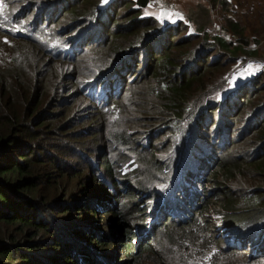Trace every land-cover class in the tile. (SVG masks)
<instances>
[{
  "label": "rangeland",
  "instance_id": "obj_1",
  "mask_svg": "<svg viewBox=\"0 0 264 264\" xmlns=\"http://www.w3.org/2000/svg\"><path fill=\"white\" fill-rule=\"evenodd\" d=\"M24 1L0 0V24L8 26L3 21L8 16L14 15ZM111 1L113 0H101L100 4L106 6ZM132 1L133 7L140 9L144 16H154L156 20L162 21L165 25L177 23L178 20H181L178 26L179 31H181L180 29H186L187 35L190 33H206L212 39L213 36L222 35L234 40L235 44L238 45V37L241 38V32H244L248 43L245 44L244 49H240L234 62L231 63L228 60L229 58L224 57L228 69L224 71L222 68L220 72L221 80L215 86L212 82L211 90L208 91L207 95L193 93L192 97L198 95L196 101L204 100L199 107L195 108L196 101L192 102L190 98L184 105L186 107V110H184L185 115L179 119H174L169 117L167 110L160 108L158 102L162 100H156L155 102L149 100L144 104L136 101L134 110H132L133 102L131 104L126 102L128 95L135 94L138 89L137 95L142 97L153 98V96H156L154 90L160 85L157 70L160 66L162 53L164 54V46L168 44L164 40L153 43L154 49L161 50L152 56L155 66H150L145 73H139L143 62L137 60L134 63L136 71L129 76L134 81L129 82L121 95L114 98L108 107L104 109L86 96L81 86L84 78L91 74V72H88L90 68L97 62H102L101 53L97 56L90 53L95 48L94 45H90L92 51L88 50V56H86L84 64L80 66L78 74L66 77V73H64L61 76H56L54 72H61L63 68L65 69L66 62L65 64H61V61L56 62L54 65L48 64V61L43 64L35 62L34 53L40 50L45 51V46L40 42L33 41L36 43L33 44L28 39L22 40L23 38L0 26V72L5 73L8 70L15 69L11 64L15 57L20 60L19 62H24L20 51L24 50L26 45H30L29 48L32 49V53L26 56L25 68L31 75L32 80H37L41 97L39 106L45 105L53 98H67L64 103L56 108V111H62L61 113H64V116L55 119L56 123L65 124V130L61 132L58 140L51 139V143L56 148L51 147L50 159L52 163L57 162L56 170L51 177V181L40 186L50 187V182H52L56 183L58 188L61 189L60 185H67L70 182L67 191L62 188L63 192L66 193L65 197L60 200L62 208H60L61 210L55 208V203L59 201L57 197L48 199L42 207L40 206V210L36 212V215L37 218H44L49 222V224H45V226L49 225V229L45 230L44 228L43 231L36 234L34 232L36 228H30L24 234L23 230H17V226L12 225L10 233L13 235L20 233L19 241L23 243L29 244L30 241H37L36 248L32 249L31 252L34 259L29 264H54L51 257L56 253L54 246L57 244L62 245L57 252L62 254L70 252L78 257L81 255L86 258L83 249H88L86 251L91 252L88 257L91 261L96 259L101 249H106V252L111 254L110 258L112 260L110 263L107 261L103 264H189L193 263L194 258H201L204 264H212L214 258H218L223 252L229 250L241 254L233 256L238 263L264 264V255H258L262 258L250 257L253 255L248 245L233 241L235 247H228V241L225 238L222 240L215 236V232L221 235L225 232L222 229L223 225L220 224L225 218L229 220L227 215L229 212L224 209L217 195L221 187L230 188L232 194L240 201L238 206L244 205L241 200L242 185L236 183V181L241 182V179L233 178L232 180L230 176L220 174L218 170L216 176H211L212 171L216 169L223 156L218 162L212 163L205 170L201 180L206 183V188L203 194H199L198 200L191 208L187 206L189 201L188 192L185 196L181 193L178 197L174 193L177 187L182 188L181 184L186 180L185 176L180 177L179 184L175 189L173 187L165 189L164 180L159 182L158 178L166 174L167 171L160 170L158 178L149 176L144 162V160L150 162L157 156L160 163L158 165L153 164L154 168L162 167L166 163L173 164L177 160L179 151L184 146H188L187 158L182 160L181 170L184 171L187 163H189L190 168L197 166L199 164L197 158H203L209 151L202 142L199 143L198 140L189 141L193 120H195L193 113L202 112V119H204L205 124L209 120L208 114H215L217 117L220 113L219 108H215L216 103L209 108L207 107L208 110H206V107L201 108L209 104L211 97L226 91L229 85L231 88H241L246 80L255 77L257 83L254 85L245 84L253 90L245 92V89H242L239 95L235 96V99L237 98L236 103L230 102V114L227 117V123L237 122L240 118L244 122L242 126L246 122H252L247 132H244L240 138L234 139L235 143L229 148L228 152L238 151L242 156L254 148L256 138L253 141L252 137L264 127V111L259 113V119L257 117L254 120L248 119L259 108L260 103L258 102L264 99V0H226V4L221 0L214 6L209 0H148V5L145 7H141L137 0ZM36 10L37 8H34V11L28 13L25 18L28 22L31 23ZM71 10L69 6L65 15L69 16ZM116 10L122 12L118 15V22H116L119 26L130 30L139 27L130 18L126 6L116 7ZM229 19L238 23L239 27H232ZM52 26L60 28L61 23L57 21ZM114 28H116V25H112L108 39L99 45L100 51L113 44L115 38ZM93 34L98 36L99 33L93 32ZM178 36H175L174 39ZM179 40H181V37L177 42ZM170 41L172 40L170 39ZM209 59L210 62L204 60L201 64L192 63L189 71L198 72L205 69L211 64L212 58ZM185 62L183 61V64ZM219 62L221 61L219 60ZM182 67H176L173 70H181ZM209 70L213 71L212 68ZM186 73L187 75L182 77L184 80L191 75L188 72ZM19 84H22V86L27 85L22 80ZM57 85L60 87L56 88ZM43 89L49 90V94H43ZM120 101L123 102L118 105ZM149 102H152V107L148 104ZM29 104L31 106L35 105L33 97H30ZM252 124H254L253 127ZM189 125L192 126L188 127ZM215 125L216 123L212 124L209 121L208 126L205 125L204 127V131L210 135V140L213 138L211 134ZM116 126H119L120 130L127 128L129 133L131 141L127 146L122 145V148L126 146L124 150H121L117 144L114 145V141L110 137L111 131ZM236 133L234 132V135ZM256 136L259 138L260 134H256ZM215 140L218 142L217 138ZM148 141L150 143H147ZM193 143L202 144L199 146L201 151H197ZM66 145L77 148V153L82 154L83 157L77 158L70 155L69 151L60 150ZM254 151L255 149L252 150V152ZM108 153H114L113 155L116 158L125 159L124 165L121 167L122 170L118 171L115 182L105 172L101 173L99 170V168L104 169L102 160ZM97 162L99 168L94 169L93 164ZM72 168H77L79 174L72 177ZM239 177L245 179L244 175ZM87 183L91 185L84 186ZM121 195H123L122 198ZM206 195V199L202 200ZM169 199H172L173 202H170ZM180 203L183 209L191 213L186 221L197 219V223L193 227V231L196 232L194 236L190 235L189 232L183 233L178 228L170 230L165 227L171 221V218H181L178 206ZM163 204H170L169 210L160 222L154 224L152 229V223L164 213L160 211ZM116 209L120 211L123 209L128 214L129 224L138 233V240L147 237L143 240L150 241L153 238L152 244L149 247L146 246L143 253H138L135 256L136 259L122 249L123 232L118 231L117 222L113 217V212ZM187 214L185 211V215ZM173 221L179 222L181 220L176 219ZM168 232L175 237L176 243H174V239L170 234H166ZM247 233L252 234L253 232L248 231ZM259 233L262 235V232ZM33 235H35V238H32ZM263 239L264 237L254 240V243ZM89 244L92 245L94 251ZM80 263L87 264L83 260ZM55 264H66V261L60 258L55 261Z\"/></svg>",
  "mask_w": 264,
  "mask_h": 264
},
{
  "label": "trees",
  "instance_id": "obj_2",
  "mask_svg": "<svg viewBox=\"0 0 264 264\" xmlns=\"http://www.w3.org/2000/svg\"><path fill=\"white\" fill-rule=\"evenodd\" d=\"M137 1L141 4V7L148 5V0ZM209 1L214 6L221 0ZM222 1L226 4V0ZM100 2L101 0H25L14 15L8 16L3 21L8 26H3V24H0V26L23 38L22 40L28 39L33 44L40 42L45 46V51L40 50L34 53L35 62L43 64L48 61L50 65L60 61L61 64L66 62L65 69L63 68L61 72H54L56 76H61L64 73H66V77L78 74L80 66L84 64V60L88 56V50H91L90 45H94L95 48L90 53L94 56L101 53L102 62H97L90 68L88 72H91V74L84 78L81 86L86 96L104 109L108 107L114 98L121 95L129 82L134 81L129 76L136 71L134 63L137 60L143 62L139 73H145L150 66H155L152 56L161 50L154 49L153 43L164 40L168 44L164 46V54L162 53L160 66L157 70L160 85L154 90L156 96H153V98L142 97L137 95L138 89L135 94L128 95L126 102L128 104L133 102L132 110H134L136 101L144 104L149 100L154 102L162 100L158 102L160 108L167 110L169 117L174 119H179L185 115L184 110H186V107L184 105L190 98L192 102L196 101L198 95L192 97L194 92L199 95L208 94L212 82L215 86L221 80L220 72L222 68L224 71L228 69L224 59L229 58L228 60L231 63L234 62L240 49H244L245 44L248 43L244 32H241V38L238 37V45L235 44L234 40L222 35L213 36V39L206 33H190L187 35L186 29H180L181 31H179L178 26L181 20H178L177 23L165 25L162 21L156 20L154 16H144L140 9L133 7L132 0H113L109 3L110 5L108 4L109 6H102ZM69 6L72 10L70 15L66 16L65 13L68 11ZM122 6H126L130 18L138 24L139 27L135 30L126 29V27L119 26L116 23L118 22V15L122 14V12L116 10V7ZM34 8H37V10L30 23L25 18L29 12L34 11ZM57 21L61 23L60 28L52 26ZM229 21L232 27H239L238 23L232 19H229ZM112 25H116V28H114V42L111 46L100 51L99 45L108 39ZM93 32L99 33L98 36H94ZM175 36L178 37L174 39ZM180 37L181 40L177 42ZM29 46L26 45L24 50L20 51L24 62H19L20 60L15 57L11 63L15 69L8 70L5 73L0 72V264H29L33 261L34 258L31 252L32 249L36 248L37 241H30L29 244L20 242V233L18 235L10 233L12 225H16L17 230H23L24 234L30 228H36L34 231L36 234H39L44 228L45 230L49 229V225L45 226L49 222L44 218H37L36 212L40 210L43 203L53 197H57L59 200L58 203H55V208L61 210L60 200L66 194L62 188L67 191L70 185V182L67 185H60L62 187L60 189L56 183L50 182V187H40L43 183L51 181V177L56 170L57 162L52 163L50 159L51 147L56 148L51 143V139L58 140L61 132L65 130V124L56 123L55 119L64 116V113L56 111V108L64 103L67 98H53L45 105L39 106L41 97L37 80H32L31 75L25 68L26 56L32 53ZM160 46L163 47L161 44ZM209 58H212L211 64L205 69L198 72L189 71L192 63L201 64L204 60L210 62ZM183 61L186 62L183 64ZM176 67H182V69L173 70ZM210 68L213 71H210ZM186 72L191 75L188 74L190 76L184 80L182 77L187 75ZM20 80L25 81L27 85L22 86V84H19ZM247 83L254 85L257 81L255 77L248 79L242 85L243 88H231L229 85L226 91L211 97L209 104L201 108L206 107V110H208L210 106L216 103L215 108H219L220 113L217 117L215 114H208L209 120L205 124L204 119H202V112L193 113L195 120H193L189 141L198 140L199 143L202 142L206 145L209 151L203 158H197L199 162L197 166L190 168L189 163H187L184 171L181 170V162L187 158L188 146H184L186 149L183 147L179 151L177 160L173 164L166 163L162 167L154 168L153 164L158 165L160 163L157 156L150 162L144 160L149 176L158 178L160 170L167 171L166 174L158 178L159 182L164 180L165 189L170 187L175 189L179 184L180 177L185 176L186 180L181 184L182 188L177 187L174 193L178 197L179 194L182 193L185 196L188 192L189 201L187 206L191 208L198 200L199 194H203L206 188V183L201 180L205 170L212 163L218 162L223 156L216 169L212 171L211 176H216L218 170L220 174H226L232 180L233 178L241 179V182L236 181V183L242 185L241 200L244 205L238 206L240 201L232 194L230 188L221 187L217 195L224 209L229 212L226 213L229 220L228 218L224 219L222 225L226 226V229L222 235L215 232V236L219 239L227 231L231 232L232 228L236 229L241 238L248 240H257L264 237V127L252 137L253 141L256 138L254 152H252V149L242 156L238 151L228 152L229 148L235 143L234 139L240 138L251 127L249 126L252 123L251 121L242 126L244 122L241 118L237 122L227 123V117L230 114V102L236 103L237 98L235 99V96L237 97L242 89H245V92L253 90L245 85ZM58 87L60 86L57 85L56 88ZM43 94L48 95L49 90L43 89ZM30 97H33V103L35 104L33 106L29 104ZM203 101L197 100L194 107L198 108ZM122 102L120 101L118 105H121ZM258 103H260L259 108L248 119L254 120L256 117L259 119V113L264 111V99ZM148 104L152 107V102ZM209 121L212 124L216 123L211 134L212 140L209 138V133L204 131V127L205 125L208 126ZM190 126L192 125L188 127ZM253 126L254 124H252ZM234 132H237L236 135H234ZM256 134H260V137L258 138ZM110 137L114 141V145L117 144L121 150H124L131 141L127 128L120 130L119 126L114 127ZM215 138L218 139V142ZM147 143H150V141ZM199 143H193L197 151H201L199 146L202 144ZM122 145L126 146L122 148ZM60 150L69 151L70 155L77 158L83 157L82 154L77 153V148L70 145H66ZM113 154L108 153L103 158V170L99 168L98 162L93 164V167L94 169L99 168L101 173L105 172L115 182L118 171L122 170L121 167L124 165L125 159L116 158ZM77 174H79V170L72 168V177ZM241 175H244V180L239 177ZM89 184L87 183L84 186ZM206 197L207 195L202 200H205ZM169 201L173 202L172 199H169ZM169 206L170 204L162 205L160 211L164 213L159 219L152 221L153 223L151 222L152 229L154 224L160 222L167 214ZM178 206L181 218L172 215L173 218L165 227L170 230L178 228L183 233L189 232L190 235L194 236L196 232L193 231V227L196 225L197 219L186 221L191 213L183 209L181 203ZM52 209L54 208L52 207ZM185 211L188 213L187 215H185ZM113 217L117 222L118 231L123 232L122 249L136 259L135 256L138 253H143L146 246L149 247L152 244L153 238L150 241L143 240L147 237L138 240V233L130 226L128 214L123 209L121 211L116 209L113 212ZM176 219L181 221H173ZM248 231L253 233L248 234ZM259 232H262V235ZM166 234H170L174 239V243H176L172 233L168 232ZM32 238H35V235ZM89 246L94 251L92 245L89 244ZM54 247L56 253L51 257L54 264L60 258L64 259L66 264H82L80 263L82 260L87 264H103L107 261L110 263L112 260L110 258L111 254L106 252V249H101L96 259L91 261L88 259L91 252L86 251L88 249H83L86 255L85 258L81 255H79L80 257L75 256L70 252L63 251L64 254L57 252L61 249V244ZM253 254H264V240L255 246ZM235 255L241 254L233 250L223 252L218 258L212 260V264H241L235 261L236 259L233 258ZM250 257L262 258L261 256ZM189 264H204V262L201 258H194L193 263Z\"/></svg>",
  "mask_w": 264,
  "mask_h": 264
},
{
  "label": "clouds",
  "instance_id": "obj_3",
  "mask_svg": "<svg viewBox=\"0 0 264 264\" xmlns=\"http://www.w3.org/2000/svg\"><path fill=\"white\" fill-rule=\"evenodd\" d=\"M223 222H224V220L222 221V223L220 224V225H222L223 224ZM220 225H217V226H220ZM217 228V227H216ZM215 228V229H216ZM232 228V227H231ZM223 230H225L226 229V226H223V228H222ZM226 239L227 241H228V247H235V245L233 244V241H236V243L237 242H240V243H244V244H246V245H248V247H250L251 248V252H252V255L253 256H258V255H255V254H253V249L255 248V246L256 245H258L259 243H261L262 241H258V242H256V243H254V240H248V239H245V238H241L239 235H238V233H237V231L234 229V228H232V231L230 232V231H227L226 233H225V235H223V237H221V239L223 240V239ZM232 245V246H231ZM260 255H264V254H260Z\"/></svg>",
  "mask_w": 264,
  "mask_h": 264
}]
</instances>
